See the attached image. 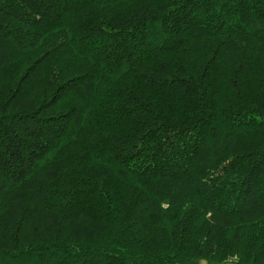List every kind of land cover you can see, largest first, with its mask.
Segmentation results:
<instances>
[{
    "label": "trees",
    "instance_id": "16d2710c",
    "mask_svg": "<svg viewBox=\"0 0 264 264\" xmlns=\"http://www.w3.org/2000/svg\"><path fill=\"white\" fill-rule=\"evenodd\" d=\"M264 264V0H0V264Z\"/></svg>",
    "mask_w": 264,
    "mask_h": 264
},
{
    "label": "water",
    "instance_id": "95a60500",
    "mask_svg": "<svg viewBox=\"0 0 264 264\" xmlns=\"http://www.w3.org/2000/svg\"><path fill=\"white\" fill-rule=\"evenodd\" d=\"M228 264H232V263H228Z\"/></svg>",
    "mask_w": 264,
    "mask_h": 264
},
{
    "label": "rangeland",
    "instance_id": "374dc122",
    "mask_svg": "<svg viewBox=\"0 0 264 264\" xmlns=\"http://www.w3.org/2000/svg\"><path fill=\"white\" fill-rule=\"evenodd\" d=\"M203 264H206V263H203Z\"/></svg>",
    "mask_w": 264,
    "mask_h": 264
}]
</instances>
